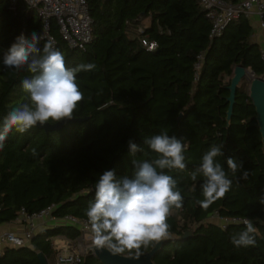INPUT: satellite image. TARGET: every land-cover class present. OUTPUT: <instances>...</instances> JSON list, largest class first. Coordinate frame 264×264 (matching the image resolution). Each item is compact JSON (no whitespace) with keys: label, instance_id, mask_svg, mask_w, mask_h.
Instances as JSON below:
<instances>
[{"label":"trees","instance_id":"trees-1","mask_svg":"<svg viewBox=\"0 0 264 264\" xmlns=\"http://www.w3.org/2000/svg\"><path fill=\"white\" fill-rule=\"evenodd\" d=\"M87 4L92 39L83 49L70 48L53 19L50 25L54 47L63 53L67 68L96 65L93 71L77 73L85 99L74 118L56 130L47 132L37 125L8 134L0 150V224L15 221L21 209L33 214L48 206L54 207L57 219L71 215L87 220L99 176L107 170H114L118 178L131 176L133 158H156L144 140L166 132L182 139L187 167L181 172L165 170L177 180L183 205L173 209L167 221L176 238L162 243L153 262L264 264L260 203L264 145L245 80L237 87L232 118L226 120L234 67L243 65L256 77L264 75L262 47L252 38L251 21L240 16L211 38V20L200 0H87ZM33 32L42 37V20L34 9L24 0L14 8L9 0H0V127L12 107L27 102L22 81L32 76L26 70L6 68L3 56L17 37L30 39ZM143 40L156 47L149 50ZM47 41L42 37L37 46L42 49ZM129 140L144 151L130 156ZM213 145L223 146V156L216 160L232 184L223 198L205 209L197 203L204 199L203 177L192 181L190 173ZM229 157L242 161L247 179L240 178V171L232 174ZM220 217L252 219L256 245L235 246L231 237L246 225L228 223L222 228L213 221ZM80 235L70 224L44 227L28 245L5 246L0 264H40L38 253L55 264L53 239L74 241ZM80 264L103 263L85 254Z\"/></svg>","mask_w":264,"mask_h":264},{"label":"clouds","instance_id":"clouds-1","mask_svg":"<svg viewBox=\"0 0 264 264\" xmlns=\"http://www.w3.org/2000/svg\"><path fill=\"white\" fill-rule=\"evenodd\" d=\"M41 39L35 32L30 39L21 35L3 56L2 63L6 68L26 70L32 76L22 81L27 102L12 107L3 120L0 150L13 129L24 133L37 125L71 120L85 99L77 83V73L93 71L96 65L88 63L67 68L64 55L54 47V42L47 41L41 49L37 46ZM144 144L156 158H133L131 176L118 178L114 170L104 171L95 182L94 200L86 209L87 222L98 248L107 247L120 254L134 253L136 258L143 255L142 249L154 248L172 238L167 221L173 209L182 207L183 197L177 180L167 172H181L187 167L181 138L162 132L146 138ZM128 147L132 157L144 151L132 140L128 141ZM222 148V145L211 146L202 156V163L190 173L192 181L200 175L203 177L204 199L197 203L205 209L223 198L231 188V179L216 160L223 156ZM227 165L233 175L240 171V178L247 179L248 170H242V161L229 157ZM260 203L264 204V198ZM244 224L245 230L233 235L231 242L237 247L255 246L253 220L246 219Z\"/></svg>","mask_w":264,"mask_h":264},{"label":"built area","instance_id":"built-area-1","mask_svg":"<svg viewBox=\"0 0 264 264\" xmlns=\"http://www.w3.org/2000/svg\"><path fill=\"white\" fill-rule=\"evenodd\" d=\"M11 7L14 8L18 0H9ZM29 8L34 9L42 20V37L55 43L54 37L50 33L52 19L58 27L62 39L70 48L83 49L92 39V20L88 11L87 0H24ZM206 10V16L211 20L210 37L220 36L230 21L240 16L248 18L250 21L255 19L256 25L264 32V0H238L228 2L226 0H200ZM142 31V28H139ZM143 45L149 50L156 47L155 42L142 41ZM199 60L202 59L200 55ZM261 58L264 63V42L261 50ZM200 63L196 64L198 70ZM197 77V73H196ZM264 78V75L262 76ZM53 206H48L39 212L28 214L21 209L15 221L22 224L21 233L13 231H3L0 233V254L5 246L18 247L28 245L32 236L37 230L38 221L47 219H57L52 215ZM66 224L75 226L81 232L80 237L93 240L88 222L86 219L67 215L63 219ZM219 225L226 228L228 223H239L246 219L238 217L217 218ZM78 243V238L74 241H65V246L56 248L55 264H80L84 254L74 248Z\"/></svg>","mask_w":264,"mask_h":264},{"label":"water","instance_id":"water-1","mask_svg":"<svg viewBox=\"0 0 264 264\" xmlns=\"http://www.w3.org/2000/svg\"><path fill=\"white\" fill-rule=\"evenodd\" d=\"M248 74L250 75L249 79ZM243 79H248L249 82V98L252 105L255 107L256 121L264 145V78L262 76L256 77L251 70L245 68L243 65H237L234 67L233 76L231 77L230 85L228 86L229 96L227 97L228 109L226 112V120L229 122L232 118L237 87ZM67 121L69 120L38 126L48 132L60 128ZM173 238H176L174 234H172L171 239ZM162 243L156 245L149 252L143 253L139 258H136L135 255H122L115 253L107 247L98 248L95 244H92L87 248L86 254L95 256L103 264H155L153 262V256L156 251L160 249ZM38 258L40 264H48L47 259L41 253H38Z\"/></svg>","mask_w":264,"mask_h":264},{"label":"crops","instance_id":"crops-1","mask_svg":"<svg viewBox=\"0 0 264 264\" xmlns=\"http://www.w3.org/2000/svg\"><path fill=\"white\" fill-rule=\"evenodd\" d=\"M252 38L254 41L258 42L262 47L263 42H264V32L258 26L255 28V31L253 30ZM57 224H66V223H64V221L61 219H47V220L42 221V222L38 221L36 231H38L44 227H51V226H54ZM22 229H23L22 224L17 222V221L0 224V233H2L3 231H6V230L13 231L16 233H21ZM55 238H61L62 241H64V240L66 241V239H64L63 237H55ZM65 241H64V246H65ZM53 245L56 246L54 239H53Z\"/></svg>","mask_w":264,"mask_h":264},{"label":"rangeland","instance_id":"rangeland-1","mask_svg":"<svg viewBox=\"0 0 264 264\" xmlns=\"http://www.w3.org/2000/svg\"><path fill=\"white\" fill-rule=\"evenodd\" d=\"M146 22H148V21L146 20ZM251 24L253 26V30L255 31V28L257 27L256 23H255V19L251 20ZM249 78L250 77L248 76V79ZM248 79H243V80H245L247 87L249 86ZM213 221L219 223L217 218H213ZM64 241H62L61 238H54V242H55V245H56L55 247H57V248L63 247L64 246ZM92 244H94V240H90V239L84 238V237H79L78 238V243L74 246V248H77V250H80V252L85 255L86 251H87V248L90 245H92ZM52 264H54V263L52 262Z\"/></svg>","mask_w":264,"mask_h":264},{"label":"bare ground","instance_id":"bare-ground-1","mask_svg":"<svg viewBox=\"0 0 264 264\" xmlns=\"http://www.w3.org/2000/svg\"><path fill=\"white\" fill-rule=\"evenodd\" d=\"M248 76H250V75L248 74Z\"/></svg>","mask_w":264,"mask_h":264}]
</instances>
